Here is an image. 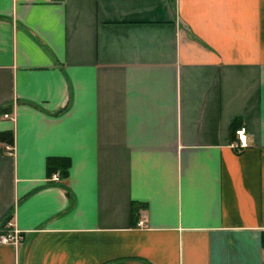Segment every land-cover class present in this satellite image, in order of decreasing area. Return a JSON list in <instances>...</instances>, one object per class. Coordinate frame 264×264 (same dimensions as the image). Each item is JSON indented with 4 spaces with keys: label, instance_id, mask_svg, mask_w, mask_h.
Returning <instances> with one entry per match:
<instances>
[{
    "label": "crops",
    "instance_id": "obj_1",
    "mask_svg": "<svg viewBox=\"0 0 264 264\" xmlns=\"http://www.w3.org/2000/svg\"><path fill=\"white\" fill-rule=\"evenodd\" d=\"M4 109L0 264H264V0H0Z\"/></svg>",
    "mask_w": 264,
    "mask_h": 264
},
{
    "label": "built area",
    "instance_id": "obj_2",
    "mask_svg": "<svg viewBox=\"0 0 264 264\" xmlns=\"http://www.w3.org/2000/svg\"><path fill=\"white\" fill-rule=\"evenodd\" d=\"M237 140L231 144V146L238 152L246 149L249 144L247 141V130L245 126H240L237 128L236 132ZM52 181H60V174L56 173L51 178ZM9 230L5 233L0 234V244H13L18 245L22 240V233L17 228L10 227L9 223L7 224Z\"/></svg>",
    "mask_w": 264,
    "mask_h": 264
},
{
    "label": "trees",
    "instance_id": "obj_3",
    "mask_svg": "<svg viewBox=\"0 0 264 264\" xmlns=\"http://www.w3.org/2000/svg\"><path fill=\"white\" fill-rule=\"evenodd\" d=\"M1 114L7 113V111L2 110L0 112ZM237 128H239V125H236L233 128V133L235 134ZM6 142L13 145V135L9 132L6 133H0V143ZM70 167V163L65 159L60 158H50L48 161V168L50 170V174L54 173L56 170L61 171V175H66L68 173ZM135 212L138 210V207H134ZM11 216L9 215L1 224H0V234L5 233L7 230H9V227H7V224L9 223Z\"/></svg>",
    "mask_w": 264,
    "mask_h": 264
}]
</instances>
